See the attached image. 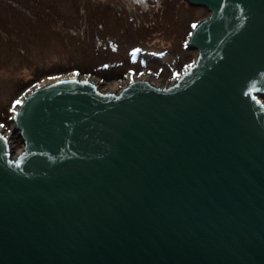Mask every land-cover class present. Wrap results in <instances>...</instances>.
<instances>
[{
    "label": "water",
    "instance_id": "95a60500",
    "mask_svg": "<svg viewBox=\"0 0 264 264\" xmlns=\"http://www.w3.org/2000/svg\"><path fill=\"white\" fill-rule=\"evenodd\" d=\"M188 1L208 14L170 84L23 94V147L0 127V264H264V0Z\"/></svg>",
    "mask_w": 264,
    "mask_h": 264
},
{
    "label": "rangeland",
    "instance_id": "374dc122",
    "mask_svg": "<svg viewBox=\"0 0 264 264\" xmlns=\"http://www.w3.org/2000/svg\"><path fill=\"white\" fill-rule=\"evenodd\" d=\"M186 2L0 0V126L13 149L23 143L10 118L33 86L72 73L101 89L125 88L132 78L170 84L180 76L198 56L187 44L194 21L208 14Z\"/></svg>",
    "mask_w": 264,
    "mask_h": 264
},
{
    "label": "trees",
    "instance_id": "16d2710c",
    "mask_svg": "<svg viewBox=\"0 0 264 264\" xmlns=\"http://www.w3.org/2000/svg\"><path fill=\"white\" fill-rule=\"evenodd\" d=\"M186 4L188 5L189 2H186ZM8 5H9V4H8ZM189 5H190V4H189ZM8 7H10V8H7V11H9V10L12 8L10 5H9ZM11 10L13 11V8H12ZM14 11H15V10H14ZM14 14H15V12H14ZM14 14H13V22H17V20H16L15 17H14ZM23 22H26V24H27V23L30 24L31 20H29V19L27 20V19L25 18L24 20H22V23H23ZM196 22H197V21H196ZM22 23H21V24H22ZM194 23H195V22H194ZM15 25H18V26H19L18 23H17V24L15 23ZM22 25H23V24H22ZM192 25H193V24H192ZM78 70L81 71V70H83V69L80 70V68H78ZM176 71L178 72L179 69L177 68ZM81 72H82V71H81ZM91 72H97V70L94 69V70L91 71ZM263 97H264V96H263Z\"/></svg>",
    "mask_w": 264,
    "mask_h": 264
},
{
    "label": "bare ground",
    "instance_id": "6f19581e",
    "mask_svg": "<svg viewBox=\"0 0 264 264\" xmlns=\"http://www.w3.org/2000/svg\"><path fill=\"white\" fill-rule=\"evenodd\" d=\"M188 1V0H187ZM189 2V1H188ZM190 3V2H189ZM191 4V3H190ZM192 5V4H191ZM194 6V5H193ZM202 7H206V6H202ZM207 8V7H206ZM195 22V21H194ZM190 48V47H189ZM197 52H198V55H199V50H197V49H195ZM197 58H198V56H197ZM197 58H196V60H197ZM77 76V77H82V78H87V79H91L89 76L87 77V76H80V75H78V74H68V75H66V76H64V77H68V76ZM57 79V78H56ZM56 79H51V80H49V81H46L45 83H47V82H50V81H54V80H56ZM16 110V109H15ZM14 110V111H15ZM1 127V126H0ZM2 129V128H1ZM6 134V133H5Z\"/></svg>",
    "mask_w": 264,
    "mask_h": 264
},
{
    "label": "clouds",
    "instance_id": "9594fccd",
    "mask_svg": "<svg viewBox=\"0 0 264 264\" xmlns=\"http://www.w3.org/2000/svg\"><path fill=\"white\" fill-rule=\"evenodd\" d=\"M137 3H141L144 4L145 6H147L146 0H137ZM156 3H159V0H156Z\"/></svg>",
    "mask_w": 264,
    "mask_h": 264
},
{
    "label": "snow or ice",
    "instance_id": "6c2138e0",
    "mask_svg": "<svg viewBox=\"0 0 264 264\" xmlns=\"http://www.w3.org/2000/svg\"><path fill=\"white\" fill-rule=\"evenodd\" d=\"M83 82H84V83H88V81H86V80L83 81ZM16 103L19 104V103H21V101L17 100Z\"/></svg>",
    "mask_w": 264,
    "mask_h": 264
},
{
    "label": "built area",
    "instance_id": "2783aa9c",
    "mask_svg": "<svg viewBox=\"0 0 264 264\" xmlns=\"http://www.w3.org/2000/svg\"><path fill=\"white\" fill-rule=\"evenodd\" d=\"M10 143H11V146L13 147V145H12V141H11V136H10Z\"/></svg>",
    "mask_w": 264,
    "mask_h": 264
}]
</instances>
